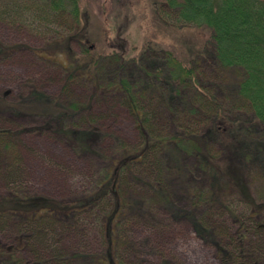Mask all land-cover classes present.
Wrapping results in <instances>:
<instances>
[{
    "label": "rangeland",
    "instance_id": "obj_1",
    "mask_svg": "<svg viewBox=\"0 0 264 264\" xmlns=\"http://www.w3.org/2000/svg\"><path fill=\"white\" fill-rule=\"evenodd\" d=\"M80 7L86 19L85 44L98 54L116 49L130 58L141 55L147 65L158 62L163 49L195 57L198 63L203 60L201 54L212 52L210 32L174 26L179 24L163 0H80ZM68 26L40 24L34 18H0V42L9 48L0 61V97L19 102L44 93L64 105H87L77 113L75 123L58 116L0 109V130L9 131L4 137L14 143L12 149L0 146V198L9 193L59 201L84 197L95 189L100 173L113 160L142 142L134 117L115 84H100L82 71L69 80L62 66L68 46L80 54L85 44L79 28ZM77 35L79 38L68 44L69 37ZM137 69L132 61L128 72ZM202 75L207 88L222 97L224 79L208 68ZM160 117L168 120L171 116L162 112ZM69 126L82 135V142L68 137ZM177 157L168 153L169 160ZM177 166L175 163L167 170L170 201L152 198L149 181L129 175L122 188L126 215L119 237L120 255L128 264H233L222 256L221 249L224 241L241 234V219L214 208L208 215L212 229L200 235L196 231L200 207L197 201L192 203L191 193L208 183L207 177ZM249 178L255 195L264 198L262 169L252 166ZM184 208L193 209L195 215L179 214L178 210ZM103 211L100 206L75 219L49 220V227L35 234L28 218L7 217L0 220V249L14 251L25 259L23 264H38L41 258V264L46 260L47 264H92L105 250L100 229ZM27 236L29 243L21 245V239ZM257 237H250L255 246ZM249 250L247 259L234 264L259 263L261 257Z\"/></svg>",
    "mask_w": 264,
    "mask_h": 264
},
{
    "label": "trees",
    "instance_id": "obj_2",
    "mask_svg": "<svg viewBox=\"0 0 264 264\" xmlns=\"http://www.w3.org/2000/svg\"><path fill=\"white\" fill-rule=\"evenodd\" d=\"M163 1L179 24L174 26L210 32L212 52L201 54L200 63L173 49H163L158 62L150 61L147 65L141 55L130 58L128 53L116 49L96 53L85 44L86 19L80 0H0V18H34L40 24L58 22L79 28L85 44L83 51L77 54L68 46L62 61L69 80L75 72L82 71L100 84H115L142 138L139 146L122 153L100 173L95 189L84 197L59 201L41 195L9 193L0 198V220L11 216L28 218L35 234L48 228L49 220L75 219L102 206L100 229L105 250L92 264H128L118 250L126 215L123 185L129 175L147 179L153 189L152 198L170 201L167 170L177 163V168L207 177L208 183L191 193L192 203L197 201L200 207L196 231L200 235L208 233L213 227L209 213L214 208L224 210L242 223L241 234L223 242L222 256L234 264L247 259L248 250L253 249L256 257H261L254 264H264V198L255 195L249 178L252 166L262 169L264 174V0ZM73 38L79 37L70 36L68 44ZM7 50L0 42V61ZM132 61L137 64V72H128ZM207 68L224 79L222 97L203 82L202 72ZM34 97L19 102H7L0 97V109L58 116L75 123L77 113L87 107L81 102L64 105L44 93ZM162 112L171 117L162 119ZM66 132L70 139L83 141L72 127ZM9 134L0 130V146L5 149H12L14 144L4 137ZM170 152L178 156L176 160L168 159ZM178 213L195 215L193 209L185 208ZM256 235L259 243L255 246L250 237ZM28 240V236L23 237L21 245L27 246ZM42 255L48 256L44 251ZM43 261L41 258L38 264ZM23 262L25 259L14 251L0 249V264Z\"/></svg>",
    "mask_w": 264,
    "mask_h": 264
}]
</instances>
